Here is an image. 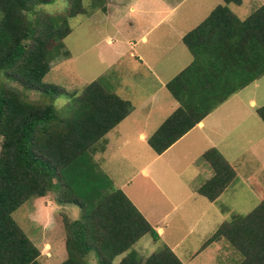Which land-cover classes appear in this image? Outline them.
I'll list each match as a JSON object with an SVG mask.
<instances>
[{"label":"trees","instance_id":"obj_1","mask_svg":"<svg viewBox=\"0 0 264 264\" xmlns=\"http://www.w3.org/2000/svg\"><path fill=\"white\" fill-rule=\"evenodd\" d=\"M57 0H0V264H41L40 249L14 220L27 201L53 192L62 210L78 208L67 224L62 264H184L169 247L141 258L134 249L146 235L160 239L129 197L95 160L107 146L106 135L133 111L131 102L97 79L79 94L43 83L72 32L69 21L106 11L107 0H66L63 14L40 7ZM182 39L193 62L167 85L179 107L149 138L157 155L200 124L233 95L264 76V4L241 20L230 8L243 0H222ZM23 10V11H22ZM27 13V14H25ZM13 84V85H12ZM37 92L52 103L33 102ZM68 99L63 109L53 102ZM264 122V106L257 109ZM202 158L212 177L195 192L216 201L235 180V168L217 148ZM225 240L241 255L238 264H264V199L247 215L222 223L201 250Z\"/></svg>","mask_w":264,"mask_h":264},{"label":"rangeland","instance_id":"obj_2","mask_svg":"<svg viewBox=\"0 0 264 264\" xmlns=\"http://www.w3.org/2000/svg\"><path fill=\"white\" fill-rule=\"evenodd\" d=\"M139 1L107 0L106 11L97 9L91 15L70 19L72 32L64 39V51L70 55H61L52 61L43 83L79 95L86 86L101 79L106 89L117 92L119 96H126L125 85L138 86V98L150 95L147 90L153 84L147 85L142 75L128 74L126 70L119 74L114 72L115 69L107 70L112 62L110 51L116 46L126 45L130 39L137 40L142 32L141 28L131 24L139 17L138 11L129 10L131 6L136 8ZM204 1L206 6H213L217 0ZM91 3V0H86L85 8L89 10ZM262 3L264 0H243L241 6L231 7L244 17ZM67 6L66 0H57L53 4L42 5L40 9L58 15L63 14ZM1 19L0 11V22ZM122 63L121 67L125 68L126 59ZM27 98L33 102L52 103L37 92L27 93ZM67 103L68 99L63 96L53 102L60 110ZM262 106L264 76L212 112L203 131H195L185 137L158 160L150 163L146 156L139 157L134 152L132 163L114 165L121 167L126 175L132 174L125 192L135 202L139 201L144 211H149L152 223L164 228L159 240L154 241L146 235L136 243L134 249L141 258L169 247L184 264H238L241 261V255L225 240L201 249L222 223L230 221L233 215L249 214L264 199V122L257 114V109ZM148 110L141 111L146 113ZM211 148H217L237 174L214 202L195 192V188L212 174L202 158V153ZM148 149L154 155L151 148ZM149 163V175L141 173L142 167ZM118 183L119 179L115 177V186H120ZM79 216L78 208L69 206L62 210L53 192L27 201L13 213L14 220L40 249L41 264L63 263L66 259L67 224ZM89 264H96L93 255Z\"/></svg>","mask_w":264,"mask_h":264},{"label":"crops","instance_id":"obj_3","mask_svg":"<svg viewBox=\"0 0 264 264\" xmlns=\"http://www.w3.org/2000/svg\"><path fill=\"white\" fill-rule=\"evenodd\" d=\"M221 4H223L222 0L213 2V6H206L204 0H140L136 3V8L131 6L129 9L130 11H138L139 17L135 19L136 21H131V24L142 29L139 38L137 40L130 39L126 45L116 46L110 51L109 56L112 57V62L107 67L108 71L115 69L114 72L119 74L126 70L128 74H140L147 85L153 84V86L147 90L151 94L143 97L144 100L140 104L136 103L143 99L137 97L139 94L138 86H124V91L127 94L120 97L132 103L133 111L106 135V149L103 153L96 155L97 161L114 185L115 177H118L120 186L117 185L116 187L129 197L158 231L159 235L164 233V228L152 223L149 211H144L145 208L139 206V201L135 202L125 192V188L130 186L132 174L126 175L121 167L114 165L124 162L132 163V155L135 154L139 157L146 156L152 163L169 152L185 137L190 136L195 131L200 133L206 128V120L209 116L161 155H157L148 143L149 138L179 107V103L172 97L166 85L193 62L192 54L182 42L183 37L201 24ZM230 8L232 9V7ZM249 15L244 17L238 15V17L245 20ZM124 59H126L125 68L121 67L124 64L122 63ZM145 108L149 110L142 113L141 110ZM148 148H151L154 155L150 153ZM134 152L135 154H133ZM150 163L148 166L142 167L140 172L149 175ZM212 174L209 178L212 177ZM123 256L117 257V264ZM116 260L114 264H116Z\"/></svg>","mask_w":264,"mask_h":264},{"label":"clouds","instance_id":"obj_4","mask_svg":"<svg viewBox=\"0 0 264 264\" xmlns=\"http://www.w3.org/2000/svg\"><path fill=\"white\" fill-rule=\"evenodd\" d=\"M23 11V10H22ZM25 14H27V13H25Z\"/></svg>","mask_w":264,"mask_h":264}]
</instances>
